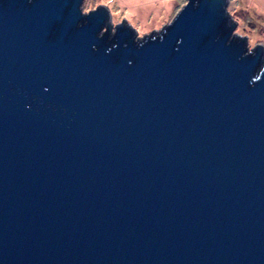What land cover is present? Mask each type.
Listing matches in <instances>:
<instances>
[{
  "label": "water",
  "instance_id": "1",
  "mask_svg": "<svg viewBox=\"0 0 264 264\" xmlns=\"http://www.w3.org/2000/svg\"><path fill=\"white\" fill-rule=\"evenodd\" d=\"M82 1L0 0V264H264V45Z\"/></svg>",
  "mask_w": 264,
  "mask_h": 264
},
{
  "label": "rangeland",
  "instance_id": "2",
  "mask_svg": "<svg viewBox=\"0 0 264 264\" xmlns=\"http://www.w3.org/2000/svg\"><path fill=\"white\" fill-rule=\"evenodd\" d=\"M185 3L186 0H83L81 9L87 12L99 4L106 5L113 23L124 18L142 36L172 20ZM227 11L237 21L235 32L247 38L249 49L258 42L264 45V0H228Z\"/></svg>",
  "mask_w": 264,
  "mask_h": 264
}]
</instances>
